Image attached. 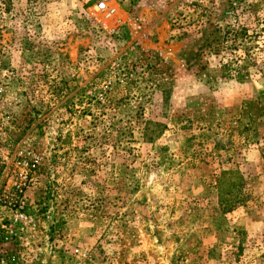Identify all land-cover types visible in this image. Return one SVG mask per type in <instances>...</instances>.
I'll use <instances>...</instances> for the list:
<instances>
[{
	"label": "rangeland",
	"instance_id": "obj_1",
	"mask_svg": "<svg viewBox=\"0 0 264 264\" xmlns=\"http://www.w3.org/2000/svg\"><path fill=\"white\" fill-rule=\"evenodd\" d=\"M0 264H264V0H0Z\"/></svg>",
	"mask_w": 264,
	"mask_h": 264
},
{
	"label": "built area",
	"instance_id": "obj_2",
	"mask_svg": "<svg viewBox=\"0 0 264 264\" xmlns=\"http://www.w3.org/2000/svg\"><path fill=\"white\" fill-rule=\"evenodd\" d=\"M98 9H99L100 11H105V10H106V6H105V4L100 3ZM109 14H110V13L107 12V13L105 14V16L107 17V16H109Z\"/></svg>",
	"mask_w": 264,
	"mask_h": 264
},
{
	"label": "bare ground",
	"instance_id": "obj_3",
	"mask_svg": "<svg viewBox=\"0 0 264 264\" xmlns=\"http://www.w3.org/2000/svg\"><path fill=\"white\" fill-rule=\"evenodd\" d=\"M111 16V15H110ZM110 16H108V17H110ZM113 20V19H112ZM112 20H106V21H103V23H104V26H106V27H109V23H110V21H112Z\"/></svg>",
	"mask_w": 264,
	"mask_h": 264
}]
</instances>
